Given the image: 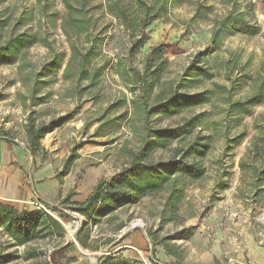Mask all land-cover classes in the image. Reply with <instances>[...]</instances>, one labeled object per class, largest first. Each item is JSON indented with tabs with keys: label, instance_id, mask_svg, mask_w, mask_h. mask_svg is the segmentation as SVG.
<instances>
[{
	"label": "rangeland",
	"instance_id": "374dc122",
	"mask_svg": "<svg viewBox=\"0 0 264 264\" xmlns=\"http://www.w3.org/2000/svg\"><path fill=\"white\" fill-rule=\"evenodd\" d=\"M45 2L47 9L42 15L36 0H0V44L26 32L37 34L50 47L34 44L14 63L0 64V138L27 149L24 125L29 119L55 123L39 142L43 150L34 155L36 163L50 169V175L44 177L58 181V193L48 202L37 192L32 193L31 205L34 209H43L36 203L43 205V210L63 227L64 237L11 247L0 232V255L18 257L0 264H97L99 257L110 253L127 264H264V190L253 194L251 167L242 171L239 166L241 159L251 163L252 141L264 130V100L247 115L228 116L227 125L221 124L219 133L212 125V121H220L224 107L217 95L207 104L184 109L172 117L148 116L146 126L156 129L176 126L185 118L203 113L202 122L190 136L155 148L148 156L153 162L179 156L176 149L195 133L210 134V149L199 158L205 169L203 176L184 180L183 195L174 210L164 206L167 189L163 188L84 225V217L74 210L77 203L84 201L98 180L110 178L128 165L129 152L136 151L143 130L130 104L134 95L116 74L115 64L118 59L124 61L129 41L125 30L105 11L104 0H90L88 15L93 33L100 37V54L88 70L101 66V75L93 78V84L89 79L77 83L65 80L62 71L69 47L60 20L50 16L52 12L62 15L64 8L60 0ZM228 13H240L256 32L228 30L221 45L202 56L213 23ZM145 34L147 40L132 55L131 64L141 71L150 48L162 44L168 64L160 74L159 87L175 80L191 61L214 67L235 54L252 78L264 75V1L174 0ZM54 52L66 54L61 68L36 81L35 74ZM213 82L229 86L217 73L212 81L190 85L186 91L214 89ZM253 82L235 86L232 99L251 93ZM34 85L36 92L30 99ZM43 96L42 103H32ZM225 130L229 137L245 134L230 151H224L221 133ZM218 183L226 186L220 188ZM79 231L84 245L76 240ZM67 243L71 246L65 249ZM27 248L35 249L38 257L24 260Z\"/></svg>",
	"mask_w": 264,
	"mask_h": 264
},
{
	"label": "trees",
	"instance_id": "16d2710c",
	"mask_svg": "<svg viewBox=\"0 0 264 264\" xmlns=\"http://www.w3.org/2000/svg\"><path fill=\"white\" fill-rule=\"evenodd\" d=\"M45 1L47 0H36L41 6L40 14L42 15L47 9ZM89 1L60 0L64 13L62 15L56 12L50 13L51 17L60 20V30L69 47V55L62 76L73 83L89 79L93 84V78L99 77L102 70L101 66L93 67L91 71L88 70L92 60L100 54L98 49L100 37L97 33H93L92 20L88 15L92 8ZM173 1L104 0L105 11L116 20L128 36L129 43L124 61L118 59L115 64L116 74L124 81L129 92L134 95L130 99V104L139 115L143 130L136 151L129 152L128 165L110 178L98 180L84 201L77 203L74 210L84 217V225H87L89 221L96 222L98 217L112 214L117 208L134 204L142 197L163 188L167 189L164 206L174 210L183 195L184 180H197L203 176L205 169L199 158L210 149V134L195 133L187 143L176 149V154L179 156L157 162L148 160L149 154L155 148L165 147L170 141L182 140L190 136L197 124L202 122L203 113L185 118L176 126L156 129L146 126L148 116L172 117L184 109L207 104L213 95H217L224 105L220 121H212L217 133L220 125L226 124L228 116L234 118L247 115L253 106L264 100V75L252 78L245 72V66L239 62L237 54L220 60L214 67L207 66L205 62L199 64L198 61H191L175 80H170L160 87V74L165 71L168 64L163 54L162 44L150 48L143 58L141 71L131 64L132 55L147 40L145 29L163 16ZM228 30L254 33L256 27L244 21L240 13L235 16L228 13L224 18L213 23L210 38L204 47L202 56L208 52H214L221 45V39L224 33L229 32ZM44 42L37 34L26 32L17 34L0 44V64L14 63L25 49L37 43H43L44 46L50 48L49 44ZM65 57L64 52L52 53V57L43 63L40 71L35 74V80L38 81L48 72L61 68ZM217 73L222 74L229 86L213 82L214 89L202 88L186 91L190 85L212 81ZM247 81H254L253 91L242 98L232 99L235 86ZM35 92L36 86L34 85L30 89V99L33 98ZM44 99V96L38 97L36 102L32 103L39 104ZM54 124L52 121L46 124L35 123L31 119L25 123L27 150L31 154L43 150L39 142L54 129ZM221 135L224 138V151H230L245 136L241 132L229 137L228 130ZM256 139L252 141V148L249 149V151L252 150L251 163H245L243 159L239 162L242 171L247 166L251 167L249 184L253 194L264 190V130ZM257 158H259L258 165H256ZM219 186L224 188L226 184L221 183ZM49 208L52 211H58L56 208ZM0 232L7 237V244L11 247L24 246L35 240L64 237L61 224L43 209L18 211L3 203H0ZM80 233L79 231L76 235V240L84 245V237H80ZM70 246L67 243L64 248ZM36 257H38V252L27 248L23 259L29 260ZM15 258H18L17 255H0V263L9 262ZM98 261L97 264H127L114 253L101 256Z\"/></svg>",
	"mask_w": 264,
	"mask_h": 264
},
{
	"label": "crops",
	"instance_id": "0c3cea01",
	"mask_svg": "<svg viewBox=\"0 0 264 264\" xmlns=\"http://www.w3.org/2000/svg\"><path fill=\"white\" fill-rule=\"evenodd\" d=\"M36 156L17 143L0 138V203L18 211H30L32 193L43 201H53L58 193V181L50 169L36 163Z\"/></svg>",
	"mask_w": 264,
	"mask_h": 264
},
{
	"label": "built area",
	"instance_id": "2783aa9c",
	"mask_svg": "<svg viewBox=\"0 0 264 264\" xmlns=\"http://www.w3.org/2000/svg\"><path fill=\"white\" fill-rule=\"evenodd\" d=\"M36 206L39 207V208L42 207L43 209H45V208L43 207V205H41V204H39V203H36ZM45 210H46V209H45Z\"/></svg>",
	"mask_w": 264,
	"mask_h": 264
}]
</instances>
